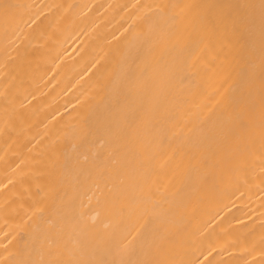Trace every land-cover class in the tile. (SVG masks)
Wrapping results in <instances>:
<instances>
[{
  "label": "bare ground",
  "instance_id": "6f19581e",
  "mask_svg": "<svg viewBox=\"0 0 264 264\" xmlns=\"http://www.w3.org/2000/svg\"><path fill=\"white\" fill-rule=\"evenodd\" d=\"M0 264H264V0H0Z\"/></svg>",
  "mask_w": 264,
  "mask_h": 264
}]
</instances>
